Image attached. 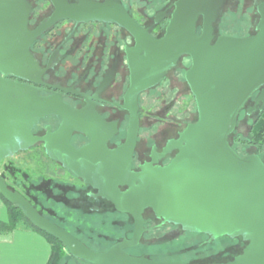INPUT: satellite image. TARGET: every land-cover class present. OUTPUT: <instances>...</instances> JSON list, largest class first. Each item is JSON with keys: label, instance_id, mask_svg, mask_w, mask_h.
I'll use <instances>...</instances> for the list:
<instances>
[{"label": "water", "instance_id": "water-1", "mask_svg": "<svg viewBox=\"0 0 264 264\" xmlns=\"http://www.w3.org/2000/svg\"><path fill=\"white\" fill-rule=\"evenodd\" d=\"M50 1L57 12L44 26L29 32L28 0H0V164L42 143L51 160L96 189V195L110 201L114 211L133 216L134 235L106 251H96L41 213L1 173L0 195L21 206L35 227L55 236L74 258L90 264H187L125 251L139 243L145 209L164 223L210 239L247 241L234 259L213 264H264V160L257 153L241 155L230 141L241 112L255 95V106L247 112L255 111L258 104L260 115L264 111V7L256 34L215 38L225 0H176L164 35L156 39L121 4L113 3L103 15V5L91 3L95 10L87 11L66 0ZM61 18L113 22L133 35L130 85L121 105L129 112V120L124 142L115 150H109L107 142L117 129L108 127L90 101L75 109L60 94L43 97L36 87L6 78L13 74L35 81L27 73L35 68L31 44ZM183 56L191 60L185 80L198 117L165 147L163 155L177 149L167 165L147 163L140 171H132L141 126L139 96L158 85ZM49 116L61 120L59 128L52 132L48 126L45 135L34 134L40 120ZM74 133L84 134L90 143L76 148L71 143ZM121 186L128 188L122 191Z\"/></svg>", "mask_w": 264, "mask_h": 264}, {"label": "flooded vegetation", "instance_id": "flooded-vegetation-1", "mask_svg": "<svg viewBox=\"0 0 264 264\" xmlns=\"http://www.w3.org/2000/svg\"><path fill=\"white\" fill-rule=\"evenodd\" d=\"M66 1L69 5H81L87 11L95 10L91 3L103 5V15L106 14L105 10L109 12L113 3L121 4L132 19L148 30L152 37L159 39L165 33L176 0ZM28 3L31 7L27 24L29 32L44 26L57 12L50 0H28ZM227 5L231 6L232 11L229 18L223 21L227 31L218 34L215 28V38L220 35L244 38L257 33V25L262 17L260 8L263 9L264 0H225L221 14ZM239 31L241 33H238ZM134 47L133 35L117 23L61 18L45 27L31 44L30 53L35 68L32 67L27 73L35 81L13 74L6 78L36 87L39 89V95L43 97L60 94L63 101L75 109L86 107L90 101L108 127L117 129L107 142L108 149L115 150L124 142L128 126L129 112L121 105L130 85L129 55L133 58ZM190 65L189 58L179 57L158 85L139 96V105L141 96L147 94L150 105L154 106L160 101L164 106L162 115L148 111L145 119L150 121V126L146 128L147 135L141 138L144 116L140 105L141 126L131 162L132 171H140V166L147 163L165 166L176 155L177 149H172L166 155H163V151L171 140L178 138L188 123L194 122L183 120L185 126L181 129L180 118L172 114L170 116V111L179 108L180 100L184 101L185 72ZM255 96L247 103L246 108L255 106ZM259 106L260 104L256 105V110L248 114L258 112L259 115ZM60 123L59 118L49 116L41 119L33 132L36 135H45L48 126L54 132ZM71 143L79 149L88 145L90 140L84 134L74 133ZM33 148L41 149L42 153H45L42 143ZM83 185L91 191H87V198L81 199L79 205L102 215L116 212L113 211L114 205L110 201L96 195V189ZM127 188L120 187L122 191ZM116 213L123 218V221L119 222L122 233L119 236H110L107 242L111 243L101 249V252L134 235L133 216ZM143 220L144 232L139 243L125 250L132 256H143L157 261H181L187 264L226 263L240 254L247 244L241 237L210 239L207 234L186 231L179 225L164 223L151 209L144 210ZM174 243H177V246H172Z\"/></svg>", "mask_w": 264, "mask_h": 264}, {"label": "rangeland", "instance_id": "rangeland-1", "mask_svg": "<svg viewBox=\"0 0 264 264\" xmlns=\"http://www.w3.org/2000/svg\"><path fill=\"white\" fill-rule=\"evenodd\" d=\"M230 7L229 5L226 6L215 25L218 34H222L221 22L227 20L231 15ZM184 84V101L181 99L179 108L170 111V116L172 114L180 118L179 126L181 129L185 126L183 120L195 122L198 117L194 96L186 80ZM148 102L147 94H143L140 105L144 116L142 127L145 130H142L141 138L147 135L148 130L146 128L150 126V121L145 119L148 111L162 115L164 106L161 105L160 101L159 103L156 102L154 106ZM247 110L248 108H245L239 116L235 130L238 134H245L257 116L258 112L249 115ZM236 146L242 154L254 152L253 148H247L240 144H236ZM0 173L5 174L7 182L17 190L24 191L29 199L36 203V207L41 213L48 215L96 247L104 246L103 244L106 243L108 237L119 236L122 233L119 222L123 218L117 213L111 212L108 215L107 213L102 215L79 205L78 202L85 197L87 198L86 193L91 189L84 186L82 180L71 174L59 163L51 160L44 152L42 153L41 149L33 148L6 158L4 163L0 164ZM22 224L26 225L24 222ZM172 246H177V243ZM63 264L88 263L68 255Z\"/></svg>", "mask_w": 264, "mask_h": 264}, {"label": "trees", "instance_id": "trees-1", "mask_svg": "<svg viewBox=\"0 0 264 264\" xmlns=\"http://www.w3.org/2000/svg\"><path fill=\"white\" fill-rule=\"evenodd\" d=\"M220 27L222 29V32L223 31H227V30H225V24L223 22L221 23ZM199 32H200V28L198 29V33ZM230 141L232 142V145L235 148V150L237 152H239L241 155H242V153L238 150L236 144H240V145H242L244 147H247V148H253L254 152H251V153L259 154L260 157L264 160V111L262 112L261 115L259 114L251 122V125H250V127L248 128V130L246 131L245 134H238L237 131H235L231 135ZM3 163H4V161H2V164ZM3 176H5L7 178V176L5 174H3ZM10 185L13 188H15L12 184H10ZM21 192L29 199V197L26 195V193L24 191H21ZM1 198L4 200V202H5L6 206H7L9 221H8V223H4V222L0 221V231H12V230L16 229L19 226V224L24 222V223H26V225L28 227H30V228L34 229L35 231L41 233L46 238L48 243L50 244V246H51V254H50V258H49L47 264H63L64 260L67 258L68 255L70 257H72V255L69 253L67 248L62 244V242L60 240H58L55 236H53V235H51V234H49V233H47L45 231H42V230L38 229L37 227H35L25 217L24 210H23V208L21 206H19L17 204H14V203L8 202L2 196H1ZM29 200L31 201V199H29ZM31 202L33 203V205L36 206V203H34V201H31ZM45 216H47L50 220L56 222L57 224L61 225L60 223H58L57 221H55L54 219H52L48 215H45ZM61 226L64 227L63 225H61ZM69 232H71V231H69ZM71 233L73 235H75L76 237L80 238L90 248H92L93 250H96V251H100L101 249H104L105 246H107V245H109L111 243L109 241H108L109 243L106 241L107 244L104 243L103 244L104 246L99 248V247H96V246L92 245L89 241H86L82 237H79L75 233H73V232H71ZM108 239H110V238L108 237L107 240Z\"/></svg>", "mask_w": 264, "mask_h": 264}, {"label": "crops", "instance_id": "crops-1", "mask_svg": "<svg viewBox=\"0 0 264 264\" xmlns=\"http://www.w3.org/2000/svg\"><path fill=\"white\" fill-rule=\"evenodd\" d=\"M0 221H9L1 196ZM50 254L51 246L46 238L25 224L12 231H0V264H47Z\"/></svg>", "mask_w": 264, "mask_h": 264}]
</instances>
